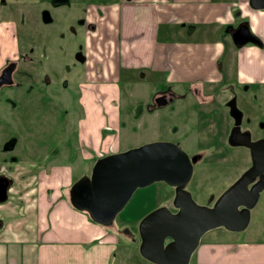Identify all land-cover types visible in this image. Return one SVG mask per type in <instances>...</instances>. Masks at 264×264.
I'll use <instances>...</instances> for the list:
<instances>
[{
  "label": "crops",
  "instance_id": "1",
  "mask_svg": "<svg viewBox=\"0 0 264 264\" xmlns=\"http://www.w3.org/2000/svg\"><path fill=\"white\" fill-rule=\"evenodd\" d=\"M86 19L96 25L92 30L96 45L89 41L92 52L87 53L90 60L80 83L84 108L75 127L83 133L77 142L83 145L85 164L78 172L66 170L59 165L63 161L57 164L54 159L48 166L34 159L4 164L11 167V183L8 223L0 216V264H111L115 258L117 230L92 221L71 205L68 196L70 185L87 173L99 152L119 151L113 136L102 132L116 127L111 122L101 128L99 111L117 105L115 97L119 82L127 81L124 77L131 82L137 71L142 79L162 72L167 82L199 92L208 85L211 92L234 87L236 82L264 84V9H252L248 0H99L87 5ZM237 21L247 22L260 43L235 45L229 27ZM14 33V21L0 19V69L16 56ZM219 57L225 66H217ZM223 79H228L225 85ZM88 121H94L90 128ZM38 148L31 144V150ZM253 241L242 249L225 244L220 261L201 254L196 263L230 264L234 255L232 261L238 263L264 264V239Z\"/></svg>",
  "mask_w": 264,
  "mask_h": 264
},
{
  "label": "rangeland",
  "instance_id": "2",
  "mask_svg": "<svg viewBox=\"0 0 264 264\" xmlns=\"http://www.w3.org/2000/svg\"><path fill=\"white\" fill-rule=\"evenodd\" d=\"M36 1L4 0L7 6L6 10L0 5V19H11L15 22L14 35L19 50L27 46V39L35 32L34 27L37 24L35 20L37 12L34 5ZM76 1L71 0L70 6L60 5L57 10L58 14H56L53 8H50L51 15L55 20L50 26L46 25L45 28L51 29L58 35H62L64 32L68 33L64 29L65 27L63 28L65 19L70 18L69 16L74 18L82 11L77 4L74 5ZM86 1L94 4L99 0ZM23 2H31L32 4H24ZM21 3H23V6ZM22 9H28V15L29 11L33 15H29L30 25L32 26V30L30 31L26 28L27 25H21L19 22ZM248 17L252 19L251 15H248ZM248 17L246 16L244 19L249 23ZM225 27L226 25L223 30H225ZM249 28L251 29L250 26ZM95 29L96 27L92 30ZM92 30L86 32L84 36L82 33H75V36L70 33V49L68 47L67 49L61 43L51 49L48 52V57L45 59L46 66L50 69L49 73L51 75L58 74L55 76L57 83H60L59 80L64 78L68 81V86H73V89H68L69 93H67L66 89V94H63L64 92H60V94L57 92L53 93L54 95H51V97L46 98L45 95L49 94L43 93V95H39L38 93L40 92L36 90L37 86L35 83L32 87H28L27 83L26 85L22 83L20 87H16V85H3L0 87V132L2 133L0 136V147L2 148L1 142H4L7 136L17 134L16 137L19 139L13 150L8 152L9 155L15 156L16 159H23V161L34 159L38 161L37 163L40 166L45 164V166H48L54 159L57 164L63 161L59 165L66 170L78 172L79 169H82L83 158L80 146L83 145L78 144L77 139L79 138L80 140L79 136H83V133L78 132V129L75 127L77 118L82 116L84 108L83 99L80 100V83L83 82L85 63H88L90 60L87 53L90 54L92 52L89 48V41L94 46L96 45ZM9 38L12 39L11 36ZM21 41L22 43L20 44ZM68 50L72 52L70 55L66 53ZM78 50H81L83 54L85 53V63H82L74 56V53ZM41 52L47 51L39 50L38 55ZM217 66H225V61H222L221 57L217 60ZM27 68L28 71L35 73L31 67ZM38 68L42 67L39 66ZM124 78L128 81V77ZM223 80V84L225 85L228 79ZM127 81L123 80L119 82L121 87L115 97L118 102L117 105L109 108L108 111L105 109L99 111L102 113L100 117L101 128L103 125L112 124L111 122L116 127L112 130L103 128L102 132L113 136L112 140L117 150H126L151 141L178 138V136L183 134L185 129L193 131V134L189 135V142H195L196 135L204 142V134L202 132H194L199 121V118L196 116L199 105H197L191 96V91L187 86L167 82L162 72L151 74V76L147 75L145 79H142L141 71H137L134 74L133 80L131 82ZM208 87L205 86L207 92H209L211 86ZM242 87L244 89L245 87L251 89L252 85L246 83ZM167 88H171L176 95L181 94L182 97L178 96L165 104H153L152 97L154 94ZM19 92H22V95ZM88 95L86 97L87 102ZM89 98L94 101L95 96L90 95ZM205 106L207 105H203V108ZM251 108H253L251 113H247L246 115L251 117L252 125L259 119L264 124V113H257L255 110V108H258V105H253ZM223 121L224 116L222 115L221 124ZM93 124L94 121L90 124L88 121L87 128L92 127ZM212 125H205V129H211ZM262 128H264V125ZM22 129H25V131ZM88 131L87 135L90 136L91 131ZM261 133L264 137V129H262ZM182 139H184V136ZM31 144L39 148L31 150ZM105 144L110 146L109 142ZM224 145L230 152L228 156L221 157L209 154V157L205 158L203 162L201 161L194 165L188 188L192 197L199 204L206 203L211 195L218 196L224 190V187L227 186L229 180L233 179L234 176H239L247 168L248 154L245 148ZM63 146L65 148H62ZM45 149H47V155L44 157L43 150ZM83 149L90 152L95 151V149L85 146ZM58 157L61 159H57ZM51 158L52 160L49 161ZM87 163L90 164L91 162ZM9 168L11 167L9 166ZM90 169L85 174H88ZM207 185L209 187L205 188ZM168 190L171 189L163 181H156L150 185L137 188L130 200L114 218L112 227L118 233L120 232L118 229L126 228L127 233H129L128 236H133L137 231L140 219L144 215L156 207L169 204L171 193ZM9 200L10 194L7 195L4 201L0 202V216L4 224L8 223L9 220L8 210L6 209ZM259 238L264 239V188L260 191L257 202L250 210L247 226L240 231L228 230L223 226L208 230L200 238L198 246L190 257L188 264H197L196 257L201 254L213 262L220 261L224 254L223 246L225 244L229 243L233 247L240 246L242 249L248 244H255L256 242L253 239L259 240ZM137 241L138 238L135 243H129L125 234H119L118 247L115 249L116 244H114L116 253L114 254L115 258L112 257L111 264H155L143 259L139 255L136 245ZM233 257L234 255H231L228 259L230 264H247L232 261Z\"/></svg>",
  "mask_w": 264,
  "mask_h": 264
},
{
  "label": "water",
  "instance_id": "3",
  "mask_svg": "<svg viewBox=\"0 0 264 264\" xmlns=\"http://www.w3.org/2000/svg\"><path fill=\"white\" fill-rule=\"evenodd\" d=\"M248 2L254 9H264V0ZM231 36L237 46L260 43L247 22H241ZM8 71L4 68L0 79L9 80ZM229 142L248 147L251 164L211 205L197 203L183 187L192 173V159L178 143L166 140L96 158L89 174L81 175L70 185L69 202L94 222L109 226L137 188L156 181L174 186L175 211L159 206L140 219L138 252L155 264H188L208 230L219 226L232 231L244 229L264 188V138L251 140L248 134H240L238 128H233ZM10 183V179L0 177V202L7 198Z\"/></svg>",
  "mask_w": 264,
  "mask_h": 264
},
{
  "label": "flooded vegetation",
  "instance_id": "4",
  "mask_svg": "<svg viewBox=\"0 0 264 264\" xmlns=\"http://www.w3.org/2000/svg\"><path fill=\"white\" fill-rule=\"evenodd\" d=\"M71 0H37L36 7L37 17L35 18L37 24H35L34 30L31 37H29L26 41L27 46L24 49H17L16 56L13 59L7 60L4 67L0 69V75H2V70L4 68L9 69L10 79L3 80L0 79V87L1 86H12L16 85V87H20L21 84L27 83L28 87H32L35 83L37 86V91L39 95H43V93H48L49 95H45L46 98L54 95L53 93L64 92L67 89V93H69L68 89H73V86L69 85L66 79L59 80L60 83H57L55 80V76L49 73L50 69L46 66L45 59L48 57V52L51 51L55 46L59 44H63L66 48L70 49L71 46V38L70 33L75 36V33H82L83 36L86 32H89L93 28H95V24L91 21H87L86 19V10L87 5L89 4L86 0H77L74 2V5L77 4L79 8H81V13L74 18L65 19L63 28L68 33H62V35L56 34L51 29L45 28L46 25L50 26L55 18L51 15L50 8H53L58 14V7L61 5L70 6ZM0 5L7 9L6 3L0 1ZM24 4H29L31 2H23ZM21 3V5L23 4ZM32 4V3H31ZM0 6V8H1ZM23 6V5H22ZM75 9V7H74ZM2 10V9H1ZM29 15L33 16L30 14ZM28 15V9H22L19 17V22L21 25H27L26 28L30 31L32 30V26L30 25V18ZM242 21V20H241ZM241 21H237L233 27H229V31L231 33L238 26ZM14 28L16 25L14 23ZM61 39V40H60ZM22 41L20 42V44ZM73 46V45H72ZM67 48V49H68ZM39 50L47 51L41 52L38 55ZM67 55H70L72 52L68 50ZM74 56L85 63L86 55L83 54L81 50H78L74 53ZM30 64V65H28ZM25 66V67H22ZM41 66L42 68H38ZM27 67H31V69L35 72L28 71ZM85 73V68L84 72ZM84 75V74H83ZM62 82V83H61ZM244 83H235L234 87L224 88L220 91H211L199 92L198 90H192L191 96L196 101L197 111L196 116L199 118L198 125L194 132H202L204 134L203 139L204 142L196 135L195 142L191 143L189 135L193 134L192 130L185 129L181 136L178 138H170L165 139L166 141H172L178 143V145L187 153L190 159H192V173L194 169V165L199 162H203V160L209 157V154L215 156L226 157L230 154V152L226 149L224 144L230 145V147H243L247 151L248 154V165L251 164V156L249 152V148L244 145H233L229 142V135L233 128H238L240 134H248L251 140H256L259 138H264L262 136V128L263 122L261 119L254 122L252 125L251 117L247 116V113H251V108L253 105H258V108H255L256 112L264 113V86L254 83L252 84L251 89H245L242 87ZM22 95V92H19ZM182 97L181 94L176 95L171 88H167L165 90H160L154 94L152 97V103L155 105L165 104L167 102L172 101L177 97ZM165 97V98H164ZM164 99V100H163ZM166 99V100H165ZM203 105H207L203 108ZM224 116V121L221 124V116ZM223 118V117H222ZM205 120V122H204ZM212 125L211 129H205V125ZM222 127V129H221ZM213 128V129H212ZM25 131V129H22ZM212 130V131H211ZM25 134V132H24ZM2 133L0 132V136ZM17 134L13 136H7L4 142H1L2 148L0 147V177L9 178V167L6 164L7 162L15 160V156H11L8 152L12 151L15 145L17 144ZM184 136V139L182 137ZM209 136V137H208ZM189 137V138H188ZM1 138V137H0ZM3 139V138H2ZM224 152V153H223ZM218 157V158H221ZM191 176L189 180L183 186L189 192V182L191 181ZM237 177L234 176L233 179L229 180L227 186H229ZM167 184V183H166ZM168 185V184H167ZM168 190L171 193V197L169 200V204L167 203V207L171 211H175L176 208L172 205V199L174 195V186L168 185ZM225 186L224 189L227 187ZM209 186H205L208 188ZM211 187V185H210ZM195 188V187H194ZM191 194V192H190ZM192 196V194H191ZM217 196L211 195V197L206 201V205H211ZM193 198V197H192ZM194 199V198H193ZM211 201L209 202V200ZM195 200V199H194ZM119 234H125L127 236V240L129 243H135L138 238V245L140 242V238L138 235V228L133 236H128L126 228H120ZM127 233V234H126ZM168 240V239H167ZM140 255V254H139ZM141 256V255H140ZM142 257V256H141ZM143 258V257H142ZM145 259V258H143ZM147 260V259H145Z\"/></svg>",
  "mask_w": 264,
  "mask_h": 264
},
{
  "label": "trees",
  "instance_id": "5",
  "mask_svg": "<svg viewBox=\"0 0 264 264\" xmlns=\"http://www.w3.org/2000/svg\"><path fill=\"white\" fill-rule=\"evenodd\" d=\"M211 201V199L209 200V202Z\"/></svg>",
  "mask_w": 264,
  "mask_h": 264
}]
</instances>
